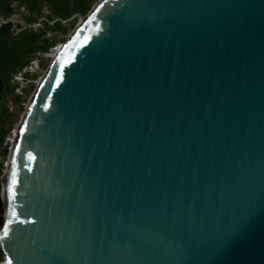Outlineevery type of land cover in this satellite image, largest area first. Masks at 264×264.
Masks as SVG:
<instances>
[{
    "label": "water",
    "instance_id": "1",
    "mask_svg": "<svg viewBox=\"0 0 264 264\" xmlns=\"http://www.w3.org/2000/svg\"><path fill=\"white\" fill-rule=\"evenodd\" d=\"M1 178L0 264H264V0H98Z\"/></svg>",
    "mask_w": 264,
    "mask_h": 264
},
{
    "label": "rangeland",
    "instance_id": "2",
    "mask_svg": "<svg viewBox=\"0 0 264 264\" xmlns=\"http://www.w3.org/2000/svg\"><path fill=\"white\" fill-rule=\"evenodd\" d=\"M97 1L84 8L77 0H0V197L1 176L29 96ZM3 255L0 247V260Z\"/></svg>",
    "mask_w": 264,
    "mask_h": 264
},
{
    "label": "trees",
    "instance_id": "3",
    "mask_svg": "<svg viewBox=\"0 0 264 264\" xmlns=\"http://www.w3.org/2000/svg\"><path fill=\"white\" fill-rule=\"evenodd\" d=\"M77 2L80 7H84V8H86L89 4V0H77ZM3 220H4V205H3L2 198L0 197V227L3 223Z\"/></svg>",
    "mask_w": 264,
    "mask_h": 264
},
{
    "label": "snow or ice",
    "instance_id": "4",
    "mask_svg": "<svg viewBox=\"0 0 264 264\" xmlns=\"http://www.w3.org/2000/svg\"><path fill=\"white\" fill-rule=\"evenodd\" d=\"M12 176L14 177V179H13V181H12V183H13V185H14V184L16 183V180H15V176H16L15 169H13V171H12ZM8 191H9L10 194H14V193H12V189H11V188H9ZM15 214H16V213L13 212V215H15ZM5 235H7V233H5Z\"/></svg>",
    "mask_w": 264,
    "mask_h": 264
},
{
    "label": "bare ground",
    "instance_id": "5",
    "mask_svg": "<svg viewBox=\"0 0 264 264\" xmlns=\"http://www.w3.org/2000/svg\"><path fill=\"white\" fill-rule=\"evenodd\" d=\"M82 20H83V18L80 20V22L78 23V25L81 23ZM78 25H77V26H78ZM77 26H76V28H77ZM62 45H63V44H61V46L59 47V49L62 47ZM59 49H58V50H59ZM15 133H16V131H15ZM14 137H15V135H14ZM13 140H14V138H13Z\"/></svg>",
    "mask_w": 264,
    "mask_h": 264
}]
</instances>
